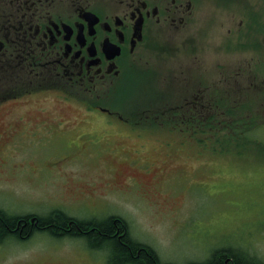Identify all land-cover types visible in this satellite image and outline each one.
Returning <instances> with one entry per match:
<instances>
[{
  "label": "rangeland",
  "instance_id": "obj_1",
  "mask_svg": "<svg viewBox=\"0 0 264 264\" xmlns=\"http://www.w3.org/2000/svg\"><path fill=\"white\" fill-rule=\"evenodd\" d=\"M6 1L0 0V16L9 24L14 21L4 16L10 8ZM191 2L189 30L196 32V57L214 67L237 57L245 75L244 82L229 87L227 111L222 103L213 104L214 111L226 114L213 112L206 134L210 141L205 143L203 136L197 151H184L192 148L187 143L170 152L161 135L138 137L122 124L121 130L95 129L80 104L54 93L13 97L0 90V209L38 217L59 210L77 220L119 216L129 224L132 238L151 246L162 263L196 264L226 247L264 261V155L244 153L254 145H238L241 140L230 139L227 128L246 119L248 130H258L264 141V0ZM152 62L153 68L159 66ZM141 76L135 73L122 88V99L110 105L123 119L151 84L149 79L133 84ZM5 77L10 79L6 69ZM5 89L12 92L11 85ZM101 106L108 108L107 103ZM90 116L107 120L97 112ZM42 118L54 119L58 128L42 132L43 124H37ZM128 124L149 125L141 115ZM211 146L219 150L211 152ZM103 147L107 152L99 151ZM73 148L81 156L64 160ZM89 249L76 238L35 233L22 241L2 240L0 264H105L102 253Z\"/></svg>",
  "mask_w": 264,
  "mask_h": 264
},
{
  "label": "flooded vegetation",
  "instance_id": "obj_2",
  "mask_svg": "<svg viewBox=\"0 0 264 264\" xmlns=\"http://www.w3.org/2000/svg\"><path fill=\"white\" fill-rule=\"evenodd\" d=\"M6 2L11 9L6 7L4 16L14 22L8 24L0 16L3 88L5 69L13 81L9 84L14 86L24 80L34 84L36 79L38 89L25 95L54 93L63 101L80 104L87 116L92 111L108 116L103 128L116 129L113 124L119 123L128 130L161 135V144L170 152H174L176 140L180 139V149L186 145L179 136L195 146V135L199 130L210 131L213 112L220 113L213 110V104L222 103L227 111L229 87L245 81L243 64L237 57L215 67L209 60L196 57V32L189 30L191 0L186 4L181 0ZM174 57L178 61L172 64ZM152 60L159 61L157 68L152 67ZM135 73L155 81L157 89L132 105L123 119L110 105L119 101L122 88ZM148 106L153 109L145 110ZM139 115L148 126L128 124L130 118ZM37 124H43L42 128L58 126L48 118ZM74 154L80 157L82 153L73 148L64 160L75 161L78 158ZM170 156H165V162ZM24 215L14 216L28 218L30 224L36 217Z\"/></svg>",
  "mask_w": 264,
  "mask_h": 264
},
{
  "label": "trees",
  "instance_id": "obj_3",
  "mask_svg": "<svg viewBox=\"0 0 264 264\" xmlns=\"http://www.w3.org/2000/svg\"><path fill=\"white\" fill-rule=\"evenodd\" d=\"M48 80L50 79L48 78ZM138 83L140 82L137 81L136 84ZM36 87L37 83H28L24 80L18 86L11 85V92L5 89V87L3 88L0 82V90L3 93L7 91L10 94L6 95H12L13 97L22 96L36 89ZM121 95L123 96V93ZM143 100L144 97L141 98L139 96L131 104H139ZM92 113L94 112L92 111ZM245 120L240 122L244 123L243 126L240 123H235V126L227 127L230 129L229 138L234 141L236 139L237 141L241 140V143L238 144L240 146L248 144L254 145V148L246 147L248 150H244V153H255L263 156L264 141L260 138L258 130L254 132L248 130V125H246L247 122ZM259 124L254 125L258 127ZM244 126L246 127L245 129ZM214 135L218 136V133ZM221 139L216 140L220 142ZM179 141L176 140L174 145H178ZM216 147L211 146L209 149L211 152H214V150H219ZM227 150L229 149L226 148L224 152H227ZM151 166L155 167L156 165L152 164ZM96 209H99L98 205ZM14 215L0 209V242L4 239L21 241L28 236H33L35 233H44L57 239L76 238L82 240L85 242L86 247L88 249L90 248V251L102 253L106 264H170L162 263L151 246L132 238L129 224L123 218L116 215H111L103 219L101 217L100 219L77 220L70 218L59 210H53L45 217L36 216L37 219L34 221L35 226L33 222L31 224L29 223L28 218ZM100 216L102 215L99 213L96 217ZM196 264H264V261L252 257L246 251L240 252L226 247L214 250L207 260Z\"/></svg>",
  "mask_w": 264,
  "mask_h": 264
},
{
  "label": "water",
  "instance_id": "obj_4",
  "mask_svg": "<svg viewBox=\"0 0 264 264\" xmlns=\"http://www.w3.org/2000/svg\"><path fill=\"white\" fill-rule=\"evenodd\" d=\"M34 219H36V218H33L31 221L34 222Z\"/></svg>",
  "mask_w": 264,
  "mask_h": 264
}]
</instances>
